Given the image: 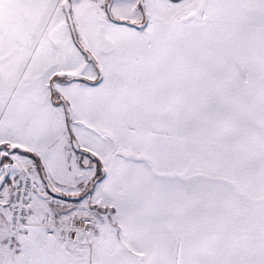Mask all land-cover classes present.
<instances>
[{
	"label": "snow or ice",
	"instance_id": "6c2138e0",
	"mask_svg": "<svg viewBox=\"0 0 264 264\" xmlns=\"http://www.w3.org/2000/svg\"><path fill=\"white\" fill-rule=\"evenodd\" d=\"M0 264H264V0H0Z\"/></svg>",
	"mask_w": 264,
	"mask_h": 264
}]
</instances>
